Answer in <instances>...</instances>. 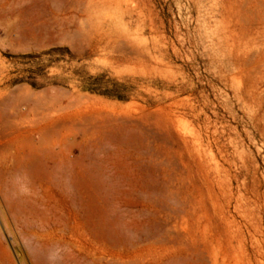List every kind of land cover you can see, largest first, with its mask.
I'll list each match as a JSON object with an SVG mask.
<instances>
[{
    "label": "rangeland",
    "instance_id": "rangeland-1",
    "mask_svg": "<svg viewBox=\"0 0 264 264\" xmlns=\"http://www.w3.org/2000/svg\"><path fill=\"white\" fill-rule=\"evenodd\" d=\"M0 2V150L20 135L1 126L12 104L28 108L13 119L25 130L52 104L78 161L76 211L56 191L47 201L66 242L49 245V264H93L87 250L187 264L189 248L194 264H264L261 0ZM0 176L1 233L24 182L3 162ZM17 239L0 238V264H30L35 246Z\"/></svg>",
    "mask_w": 264,
    "mask_h": 264
},
{
    "label": "bare ground",
    "instance_id": "bare-ground-1",
    "mask_svg": "<svg viewBox=\"0 0 264 264\" xmlns=\"http://www.w3.org/2000/svg\"><path fill=\"white\" fill-rule=\"evenodd\" d=\"M0 1H2V0H0ZM261 2L264 3V0H261ZM72 3H75V1ZM2 4H4V3L2 2ZM9 5L7 7H9ZM80 5H81V3H80ZM80 5L78 7H81L82 5H84L83 2H82V5L81 6ZM61 8H63V7H61ZM84 8H86V7H84ZM4 10H3V12H4ZM19 90L17 89V91L16 90L15 91L18 93ZM22 91L21 92L24 94V90H22ZM27 93H26V95H27ZM18 94H20V93H18ZM24 95H21V96H24ZM25 96L23 97V99H26L28 97V96L27 97H25ZM32 96H30V97H32ZM14 97L16 98L17 95ZM14 97H13V101H14ZM18 97L21 100L22 97H20L19 95H18ZM36 99L40 100V98H38V97ZM42 99L40 101H42ZM39 100H38V103L36 100H35L36 101L35 104L32 101L30 103H33V106L37 104L36 109H38L37 107L39 106V103H40ZM21 101H19V102H21ZM50 101H51V98H50ZM13 103H16V102H13ZM30 103H29V108L32 107V106H30L31 105ZM45 103H47V102H45ZM45 103L42 102V104H44V105H45ZM22 104H24V103H22ZM48 104L49 103H47L46 105L48 106ZM53 104H54V101H53ZM12 105H14V106H12ZM12 105H10L13 107L12 112L9 111L8 109H6V112L9 111L8 114L11 113L12 116L6 115L7 118L4 117L5 120H4V118L2 119L1 122H3L4 124H2L1 126H3V127L5 126L6 129L9 127L12 129L11 131H13V133H20V135L18 136V138H16V134H15L16 139H14V140H10L8 138L9 139L8 142H6L4 140V142H6V143H4V145L2 144L3 146L1 145L2 151L0 150L1 151L0 152V162H3V166H5L6 168L9 166H13L16 171L22 172V180L24 182V186L22 187V191H20V192H16L15 190H13L16 192V196H14L15 198L14 197L13 198L9 197L8 199L6 198L8 200V203H6V204H8L7 208L9 210V214H13V218L11 220L6 219V218L4 219L3 224H2V231L0 233V238L7 240L9 243V246L12 247V249H14L16 244H18V239H17L18 236H20V237L22 236L23 240H28L29 243L31 242L32 245L35 246L36 254H35V256H29L28 255L29 263L30 264H49L46 261L45 255H44V252L46 250H48L49 245L62 246L63 244L64 245L66 244V242L63 241V237L61 236V232H62L61 227L64 226V222H65L63 217L57 216V215H55V216L50 215L48 213L50 209L47 206V201H48V199L55 198L54 195H51V191H56L57 195L60 197V199H62V201L71 202L72 210L70 211V214H72L76 211V210L75 211H73V210L75 208L74 206H76L75 203L78 201V198H79L78 193H79V188L81 185L79 182L80 178H79V173L77 171L78 161H77V158L74 154L75 152H74V150L73 151H71V150L66 151L65 150V148H64L65 143L63 142L62 137H61V131H60L61 128H60V126H57L58 123H59L58 125L63 126V124H65L64 121H66L69 116L67 118L65 117L66 120L63 121V119H64L63 114L61 115L63 119L62 120L60 119L59 121H61V122L63 121L62 122L63 124L62 123L60 124V122L58 121L59 118L57 119L55 117L57 120H56V123L54 121V123H55L54 124L53 121H50L54 117V116H52V118H50V116L52 115L49 113V111L51 109L49 107L52 106V104H51V106L49 105V107H48L49 111H48V108L46 107L48 114L45 113L46 112L45 107H44L45 111H43V112L40 111L41 108H39L40 110L38 109L40 111V113H37L38 115H40L41 113H42V115L46 114V116L44 118H42L43 116L41 117L42 118L41 120L44 121V124H42L43 121H41V123H39V124H42V125H38L37 128L34 127L31 130H28V129L25 130L28 127H22L23 129L25 128L24 129L25 131H22V128H20L21 130L18 129L17 122L19 120L20 123H18V124H20L19 127H21V122H23L25 119H18V118L23 117L25 115L23 110H26L28 108L23 107V105H20V103L12 104ZM54 106H58V104L54 105ZM61 107H62V105H61ZM33 108L35 109V106L32 107V109ZM9 109H11V107ZM53 109H55V108H53ZM53 109H51L52 112L53 111L55 112L56 109L55 110H53ZM58 109L59 110H57V111L58 112L60 111L59 113L63 112V111H61L62 110L61 108L58 107ZM0 111H4V109H2ZM57 111L55 113H56V116L58 115L57 117H59L60 114H57L58 113ZM35 112H33V113L35 114ZM64 112H66V110ZM28 113H31V112L28 111ZM47 115H50V116L47 117ZM53 115H55V114H53ZM75 116H77V115H75ZM1 117H3V116H1ZM82 117H83L82 119L84 120L85 116H82ZM91 117H92V115H91ZM55 118H53V120ZM80 118L78 117L77 120H75V121H77V123H78ZM13 119H16V120L18 119L16 122L17 127H16L15 123L13 124V121H14ZM84 122H85V120H84ZM23 124H25V123H23ZM101 124H102V122H101ZM14 125H15V127H14ZM3 127H1V128H3ZM30 128H32V127H30ZM3 130H5V129H3ZM0 131L3 132L2 130H0ZM5 131H6L5 133L9 134V135L7 134L8 136H11L10 133H12V132H10V131L7 132V130H5ZM34 134L38 135L37 139H35ZM12 136H13V134H12ZM3 137H4V133H3ZM12 138H14V136ZM0 141H1V137H0ZM0 185H2V184H0ZM2 187H4V185H2ZM14 189H16V188H14ZM5 190H7V189H5ZM3 191L4 190H2L1 192L3 193ZM10 191L13 192L12 190L6 191V192H8V195H9ZM1 192H0V194H1ZM13 195H15V194H13ZM13 195H11V196H13ZM5 196L7 197V193L4 195V197ZM4 201H5V199H4ZM40 206H46L47 208L44 210H41V209H39ZM15 233L18 235L16 236ZM113 234H117V233H114V231L113 232L111 231L109 234L110 236L108 238L112 239ZM116 239H117V237H116ZM117 241H119V240H117ZM0 242H1V240H0ZM2 245H0V246H2ZM3 247H4V245H3ZM187 250H188V253H187L188 256L186 255L187 258L184 257V258H186L187 264H194L192 261L193 260L198 261V259H200L199 257L202 256V253L195 248H192V249L189 248ZM87 251L90 253L89 256H92V259H93L92 263L93 264H144V260L142 259L143 256H141L137 253L133 256H126L123 253L114 254V251H113V252H110V254H106L104 252L103 255L98 256L96 254L97 252L93 251V253H92L90 250H87ZM0 254L1 255L3 254L4 256H11V253H10L8 247H4L3 249H0ZM71 257H72V254H70V253L67 254L65 261H68L71 264H72V262L77 261L76 256L72 257V258ZM157 257H158V255H157ZM181 258L182 257L178 258V261H181ZM195 258H197V259H195ZM148 259H149V257L147 258V260ZM154 261L156 262L157 260H154ZM170 261L172 262V260H170ZM214 261H217V260L215 259ZM166 262H168V261L166 260ZM65 264H67V262H65ZM169 264H170V262H169Z\"/></svg>",
    "mask_w": 264,
    "mask_h": 264
}]
</instances>
